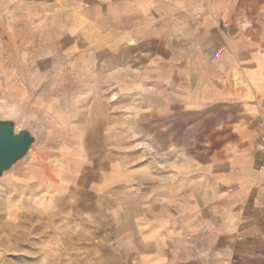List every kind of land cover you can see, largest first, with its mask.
<instances>
[{
    "label": "rangeland",
    "instance_id": "1",
    "mask_svg": "<svg viewBox=\"0 0 264 264\" xmlns=\"http://www.w3.org/2000/svg\"><path fill=\"white\" fill-rule=\"evenodd\" d=\"M57 1L0 0V119H15L36 137L28 155L0 178V264H126L127 244L114 234L126 221L119 216L132 195L128 168L169 170L171 162L210 159L172 154L168 148L176 140L156 131L154 140L148 134L128 138L133 102L141 118L146 83L160 68L176 66L186 76L204 65L222 66L226 48L213 39L229 25L237 32L241 27L244 38L264 37V15L237 6L215 32L194 27L198 13L177 36L178 27H169L165 38H124L94 26L93 9H86L91 0ZM219 48L222 55L213 61ZM171 122L170 116L158 118L145 128H169ZM178 126L177 134L187 135L184 146L202 141L197 129L194 134L188 124ZM146 146L152 153H142ZM200 191L207 200L222 196L224 188Z\"/></svg>",
    "mask_w": 264,
    "mask_h": 264
},
{
    "label": "crops",
    "instance_id": "2",
    "mask_svg": "<svg viewBox=\"0 0 264 264\" xmlns=\"http://www.w3.org/2000/svg\"><path fill=\"white\" fill-rule=\"evenodd\" d=\"M57 2L64 9L70 6ZM89 4L86 9H93L95 17L89 19L96 28L109 27L113 35L124 38H165L169 27H178L177 36L179 28L198 13L202 18L194 27L215 32L237 6L239 11L264 15V0L239 4L237 0H91ZM232 26L213 39L216 47L226 48L222 66L204 65L186 76L176 66L160 68L161 73L146 83L139 104L145 113L141 118H136L132 104L128 138L148 134L154 140L156 131L176 140L168 148L172 154L210 159L171 162L168 165L174 166L169 170L151 164L128 168L132 195L128 194L125 214L119 216L126 221L117 223L114 234L117 243L127 244L126 264H264V162L258 161L256 150L264 135V128L258 126L264 122V37L244 38V30L240 27L237 32ZM196 75L202 76L201 81ZM169 116V128L167 124L160 130L155 124L145 128ZM179 121L194 134L196 124H205L197 129L196 138L202 141L184 146L181 141L187 135L177 134ZM142 149L143 154L153 151ZM146 186L152 191L142 190ZM170 187L174 189L168 192ZM228 187L240 190L226 193ZM203 188H224V192L204 200Z\"/></svg>",
    "mask_w": 264,
    "mask_h": 264
},
{
    "label": "water",
    "instance_id": "3",
    "mask_svg": "<svg viewBox=\"0 0 264 264\" xmlns=\"http://www.w3.org/2000/svg\"><path fill=\"white\" fill-rule=\"evenodd\" d=\"M35 143L30 129L19 127L15 119H0V178L26 157Z\"/></svg>",
    "mask_w": 264,
    "mask_h": 264
},
{
    "label": "built area",
    "instance_id": "4",
    "mask_svg": "<svg viewBox=\"0 0 264 264\" xmlns=\"http://www.w3.org/2000/svg\"><path fill=\"white\" fill-rule=\"evenodd\" d=\"M222 49L219 48V49H216L212 54H211V59L213 61H216L218 60L221 55H222ZM258 126L261 127V128H264V122H259L258 123ZM256 150L257 152L260 154L261 158L258 160L260 162H263L264 161V135L260 136L257 144H256ZM226 193H237L239 192V188L237 187H228L225 189Z\"/></svg>",
    "mask_w": 264,
    "mask_h": 264
}]
</instances>
